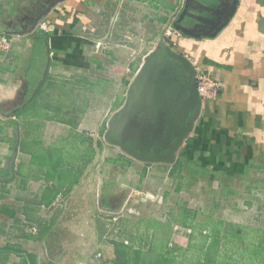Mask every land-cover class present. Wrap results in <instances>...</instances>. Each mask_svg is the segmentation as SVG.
I'll use <instances>...</instances> for the list:
<instances>
[{
    "label": "crops",
    "instance_id": "crops-1",
    "mask_svg": "<svg viewBox=\"0 0 264 264\" xmlns=\"http://www.w3.org/2000/svg\"><path fill=\"white\" fill-rule=\"evenodd\" d=\"M170 26L182 36H166ZM0 36L9 40L0 55V264H70L125 200L116 187L138 190L140 179L114 177L133 161L103 134L163 43L224 82L203 105L187 160L230 174L264 167V0H0ZM189 85L182 63L160 49L115 133L155 127L153 98L160 114L175 115ZM172 123L166 115L160 128Z\"/></svg>",
    "mask_w": 264,
    "mask_h": 264
},
{
    "label": "rangeland",
    "instance_id": "rangeland-1",
    "mask_svg": "<svg viewBox=\"0 0 264 264\" xmlns=\"http://www.w3.org/2000/svg\"><path fill=\"white\" fill-rule=\"evenodd\" d=\"M158 101L153 98L151 103L152 110L158 109L153 122L155 117L165 116L160 114L164 108ZM162 132L157 127L130 129L128 134L117 131L115 135L122 140L137 139V144H142H135L136 148L145 151V133L153 140ZM192 133L178 151V157L183 156L185 161L191 157ZM118 147L133 164L128 174L126 166L124 170L114 168V177L134 176L136 184L140 179L138 190L116 187L122 198L128 191L125 200H117L110 213H103V224L97 226L100 236L97 231L89 235L81 258L75 251L74 259H68L70 264H264V167L251 162L243 172L230 174L222 168L208 174L195 173L198 177L194 179L188 166L175 167L176 161L145 162ZM158 163L162 166H154ZM149 169L155 174L148 176ZM42 181L44 178L38 184ZM218 236L219 255L209 262L204 246Z\"/></svg>",
    "mask_w": 264,
    "mask_h": 264
},
{
    "label": "water",
    "instance_id": "water-1",
    "mask_svg": "<svg viewBox=\"0 0 264 264\" xmlns=\"http://www.w3.org/2000/svg\"><path fill=\"white\" fill-rule=\"evenodd\" d=\"M188 1H190V0H188ZM55 4L56 3L51 5V7H49L47 9V11L42 13L39 16L38 20H40L42 17H44L51 10L52 6H54ZM187 8L188 7L186 6L184 9L183 15L186 13ZM160 49H167V51L170 53V55L174 56L176 59H178L182 63L184 69L186 70L187 74L189 75L190 85H189L186 93L183 95V97L181 99H178L176 106L178 108L177 114L185 112L188 109H191L192 115L190 116V118L188 120L186 130L180 136V138L177 140L176 144L170 149V151L168 153H166L162 156H159V157H158V155L145 156L140 151H138L137 149H135L133 147H129L125 143V141L122 140L121 138L115 137V125H116V122L120 118H122V116H124L125 113L128 111V109L132 103V99H133V90L138 85L140 79L146 73L151 59H153L155 56L158 55ZM47 53H48L47 54V63H46L45 70L42 74V78L40 79V81L38 82V84L36 85V87L32 93V97L38 92L41 85L44 83V81L46 79L47 71L49 68V62H50V50H49V48H48ZM202 108H203V103H202V99H201V96L199 94L198 86H197L196 67L194 66V64L191 62V60L186 55L174 52L170 46H167L166 44L163 43L159 46V48L156 51H154L153 53L150 54L146 63L143 65L142 69L137 74L136 79L131 83L130 88L128 90L127 100L125 101V104L123 105V107H121L118 111H116L112 115V117L110 118L109 125H108V131L106 132L105 137H106V140L108 142L120 146L123 149V151L126 152L127 154H129V155H131L137 159L143 160L145 162H158V161L175 162L178 158L179 149L184 144L185 139L191 134V132L195 128L196 121L199 119V117L201 115ZM18 143H19V135H17V141H16L15 150H14L15 156H16L17 150H18ZM15 156L13 157L11 164H10V168H11L12 173H13V169H14Z\"/></svg>",
    "mask_w": 264,
    "mask_h": 264
},
{
    "label": "flooded vegetation",
    "instance_id": "flooded-vegetation-1",
    "mask_svg": "<svg viewBox=\"0 0 264 264\" xmlns=\"http://www.w3.org/2000/svg\"><path fill=\"white\" fill-rule=\"evenodd\" d=\"M196 75H197V73H196ZM174 104H175V102L172 103V101H170L168 103L169 108H170V106L173 107ZM163 114L165 115V116H163L165 118H163V117H159V118L166 120V115L170 116V114L168 112L166 114L165 111ZM191 115H192L191 109H188L187 111L179 113V114L176 113L175 115H171V117H172L171 120L173 122L172 127H166L164 129H162L163 130L162 134L157 135V137L153 140L148 139V137H146L147 135L145 133V136H144L145 138L142 139L143 141L145 140V142H144L145 144L143 143L144 144L143 147H145V151H140L136 148L135 144L138 143L137 139H133V141H132V139H128V140H125V143L129 147H133V148L137 149L138 151H140L145 156H155V155H158V157L162 156V155H164L170 151V149L176 144V142L180 138V136L184 133V131L186 130L188 120H189ZM159 118L156 117L157 120H159ZM157 120H156V122H157ZM158 123H159V126L158 125H156L155 127L152 126L153 129L156 130L157 127H158V129L160 128L161 120H159ZM140 138H142V137H140ZM138 139H139V137H138ZM141 144L142 143L137 144V145H141Z\"/></svg>",
    "mask_w": 264,
    "mask_h": 264
},
{
    "label": "built area",
    "instance_id": "built-area-1",
    "mask_svg": "<svg viewBox=\"0 0 264 264\" xmlns=\"http://www.w3.org/2000/svg\"><path fill=\"white\" fill-rule=\"evenodd\" d=\"M165 34L168 37L171 36L174 38L182 36V33L179 30L171 26L165 30ZM8 47V38L6 36H0V55ZM188 58L192 60L191 57L188 56ZM196 73L198 91L203 105L209 101L216 100L224 87V82L219 79H215L208 72L203 69H199L198 67H196Z\"/></svg>",
    "mask_w": 264,
    "mask_h": 264
},
{
    "label": "trees",
    "instance_id": "trees-1",
    "mask_svg": "<svg viewBox=\"0 0 264 264\" xmlns=\"http://www.w3.org/2000/svg\"><path fill=\"white\" fill-rule=\"evenodd\" d=\"M251 163V162H250ZM175 167H179L182 168L184 166H188V172H189V176L196 179L198 176H195V173H204V174H208L210 172H212L210 169H208L205 166L199 165L194 161H190V160H186L184 159L183 156H181L178 161L175 163ZM6 182H9V180H7ZM205 259L207 261H213L216 259V257L219 255V251H220V238L215 237V239L212 241V243H206L205 246Z\"/></svg>",
    "mask_w": 264,
    "mask_h": 264
}]
</instances>
